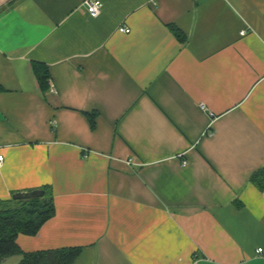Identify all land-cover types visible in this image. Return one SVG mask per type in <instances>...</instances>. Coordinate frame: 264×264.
Instances as JSON below:
<instances>
[{
    "label": "crops",
    "instance_id": "crops-1",
    "mask_svg": "<svg viewBox=\"0 0 264 264\" xmlns=\"http://www.w3.org/2000/svg\"><path fill=\"white\" fill-rule=\"evenodd\" d=\"M101 2L0 0V200L45 186L55 208L21 250L264 264V0Z\"/></svg>",
    "mask_w": 264,
    "mask_h": 264
},
{
    "label": "trees",
    "instance_id": "trees-1",
    "mask_svg": "<svg viewBox=\"0 0 264 264\" xmlns=\"http://www.w3.org/2000/svg\"><path fill=\"white\" fill-rule=\"evenodd\" d=\"M174 35L183 40L179 30L170 26ZM32 68L42 91L48 87L50 74L46 66L33 62ZM95 114L89 115L90 123L94 124ZM250 181L258 189L264 188V169L254 172ZM42 197L0 200V261L20 255L17 264H73L80 253L78 247H62L57 249L24 252L21 250L17 237L20 234L34 236L40 227L50 219L55 211L51 193L47 187ZM32 190V189H31ZM30 191V190H29Z\"/></svg>",
    "mask_w": 264,
    "mask_h": 264
},
{
    "label": "built area",
    "instance_id": "built-area-1",
    "mask_svg": "<svg viewBox=\"0 0 264 264\" xmlns=\"http://www.w3.org/2000/svg\"><path fill=\"white\" fill-rule=\"evenodd\" d=\"M82 5L85 8L87 14L91 17H96L100 14L101 9H102V2L101 0H82ZM119 31L128 33L130 31L129 28L127 27H119ZM242 34L245 33V30H242ZM3 154H0V166L2 165L3 162ZM127 164H132L133 160L128 159L126 160Z\"/></svg>",
    "mask_w": 264,
    "mask_h": 264
},
{
    "label": "water",
    "instance_id": "water-1",
    "mask_svg": "<svg viewBox=\"0 0 264 264\" xmlns=\"http://www.w3.org/2000/svg\"><path fill=\"white\" fill-rule=\"evenodd\" d=\"M43 195H44V190L38 188L25 192H17L12 197L14 199H28L32 197H42Z\"/></svg>",
    "mask_w": 264,
    "mask_h": 264
}]
</instances>
